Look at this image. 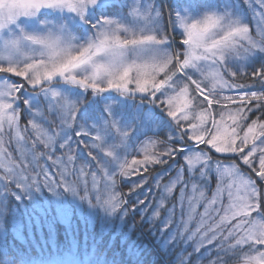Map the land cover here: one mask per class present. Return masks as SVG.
Segmentation results:
<instances>
[{
  "label": "snow or ice",
  "instance_id": "obj_1",
  "mask_svg": "<svg viewBox=\"0 0 264 264\" xmlns=\"http://www.w3.org/2000/svg\"><path fill=\"white\" fill-rule=\"evenodd\" d=\"M211 6L216 10L194 17L169 5V32L161 26L160 0H0V143L5 126L23 140L20 120L27 114L39 145L17 149L24 160L31 156L38 165L47 154L74 172L70 133L83 142L95 131L99 142L89 155L98 164L92 150L126 177L149 165L176 172L162 191L171 196L179 187V220L173 205L159 229L166 250L180 248L176 264H228L229 253L243 254L238 264H264V0ZM255 60L260 91H243L238 101L215 94L217 86L238 90L225 76L246 74ZM205 81L212 83L207 92ZM41 104L59 117V132L42 127ZM162 134V152L144 149L131 167L120 161L133 137L155 144L152 137ZM57 144L67 152L53 159ZM39 146L46 152L37 154ZM0 167L6 169L0 182L39 187L38 177L30 185L23 179L22 162ZM165 175L154 178L158 190Z\"/></svg>",
  "mask_w": 264,
  "mask_h": 264
},
{
  "label": "rangeland",
  "instance_id": "obj_2",
  "mask_svg": "<svg viewBox=\"0 0 264 264\" xmlns=\"http://www.w3.org/2000/svg\"><path fill=\"white\" fill-rule=\"evenodd\" d=\"M172 3L173 8H178L181 13L187 12L191 16H198L200 12L204 10L214 11L216 10L211 5L214 3V0H207L206 3H200L198 7L196 5H186L185 3H180L181 0H169ZM161 4L164 6V12L161 20V26L171 31V28H168V7L166 5L167 0H160ZM51 15V14H49ZM74 35H81V33L76 29L73 28ZM258 38V37H257ZM179 42V41H177ZM182 50V49H181ZM256 62L258 63L256 65ZM260 61L255 60L248 64L246 68L247 72H253L254 69L258 68ZM242 71L244 70V66L240 65ZM11 75V74H9ZM244 77V75H238L235 78L225 76V79L229 81V83H233L239 86L238 90H233L228 92L226 89H220L219 86L215 89V94L218 97H223L224 95H230L233 99L238 101L239 96L242 94L241 88L242 82H240V78ZM20 80L21 78H14ZM207 83L208 88L205 89L207 92L208 89H211L212 83L210 81H205ZM29 90H31L29 88ZM89 99H91V91L89 90ZM41 101L43 98H40ZM202 99V97H201ZM44 110V118L42 122V127L47 131L50 130V133L59 132L60 129V119L57 115L49 113L46 109V106L41 104L40 105ZM218 118V117H217ZM29 117L27 114H24L20 120V135L23 136L22 141H18L16 138L15 132L9 134L7 132V126H5V134L2 137V143H0V165H9L13 163H23L24 167L27 169L25 173L22 174L23 179L27 180V183L30 185L33 183L36 177L39 178V187L35 188H28L27 185L21 183L19 187H17L16 182L13 180L10 183L12 186L9 188L6 184L7 181L0 182V201L6 198L11 197L13 201L18 204L20 208V213L23 214L22 217L26 222L30 220L29 216H32L30 213L29 215L26 214V211H29V207L33 208L35 211H40L44 213L45 207L49 202L55 204V208L58 211V215L61 220L66 221V219L71 215V212L75 213L77 217H82L83 215H87L91 218H94L95 209L101 211V219L105 220L108 217L113 216L114 211L111 207H109L108 202L111 201L115 203L116 199V191L113 188V174L115 172H119V165L115 163H108L111 158L106 157L103 152L92 150V155L96 156L100 164L97 163V160L92 159V156L89 155L90 145L92 143H98L99 141H95V131L90 136L83 137V142L81 138L75 136V132L72 131L70 135L72 136V145L71 149L75 156V171H72L73 166L68 165V169L65 170L60 165H54L52 160L48 159V155L45 156L39 161L37 165L35 162L31 160V156L28 157V160H24L21 151L17 149H22L23 146L26 144L28 148H31L33 144L39 145V141L36 139L37 133L33 132L31 126L27 123ZM254 119V118H252ZM39 122V121H38ZM251 121H249L250 123ZM91 123V121L89 122ZM243 135V133H241ZM152 140L156 141L155 144H151L147 142L146 137H142L140 141H136L135 137H133L130 145L126 149L125 152L121 153L120 161L123 162L124 160H128V166H132L133 160H142L144 158V149H147L150 153H159L164 150V145H159L158 141L155 137H152ZM205 147V146H201ZM46 152L42 146L37 148V154L39 152ZM67 152V149L60 150L59 145H56V148L53 150V159L56 157H60ZM7 155V159L5 156ZM66 160V156H65ZM173 168L178 169L180 164L177 163L172 165ZM141 166L138 169H142ZM164 172L166 175L164 180L161 182V189L158 191L156 202L151 209V214L155 215L160 209H163L164 218L163 222L167 221L170 217V209L173 205H176V215L173 217L174 220H179V205L177 204V198L180 195L179 187L174 189L173 194L170 196L162 191L164 185H168L171 183V180L175 178L176 172L175 171H167V166H164ZM6 169L4 167H0V177L5 175ZM61 171H66L65 177L62 178ZM48 173L47 177L45 178L44 173ZM46 185H50L46 186ZM215 188V181L212 182V189ZM94 197L93 203L96 202L95 207L91 204V201L86 198L87 192ZM207 196H211V192L207 189L204 190ZM189 195H191V189L189 186ZM47 195H51V200L47 198ZM115 198V199H114ZM161 201H163V206L161 207ZM83 203L85 204L84 208H82ZM195 203V201H194ZM16 204L13 206L16 208ZM185 205H187V200L185 199ZM48 207V206H47ZM14 208V209H15ZM1 210V209H0ZM198 211L202 212L203 208L198 207ZM30 212V211H29ZM46 213V212H45ZM84 213V214H83ZM3 212L0 214V221H2ZM21 222L16 223V234L21 241H25L24 237V230L21 229L20 224ZM19 225V226H18ZM45 225H48L45 223ZM174 229L176 225L173 224ZM39 228V227H38ZM48 228V227H46ZM48 234H50V229H45ZM173 230V228L171 229ZM3 231V230H2ZM29 237L32 243V247L34 250L38 251L39 254H43L42 257L37 259L30 260L28 263L23 262V264H88L87 257L88 253L84 252L83 250L81 253L76 251L75 244L73 243L69 249L61 250L60 254H48L47 246L44 243V238L40 235V240L36 237H33L31 231H29ZM1 233V228H0ZM52 234H50L49 240L52 238ZM2 239V238H0ZM50 248L54 251L55 244L51 241L49 242ZM27 248H29L27 246ZM1 250V259L2 261L11 263V258L3 255L5 249L3 245L0 244ZM180 252V251H179ZM47 254V255H46ZM46 255V256H45ZM228 264H238V260H243V254H239V256H232L229 253ZM17 264V263H16ZM203 264H208V261L205 260Z\"/></svg>",
  "mask_w": 264,
  "mask_h": 264
},
{
  "label": "trees",
  "instance_id": "obj_3",
  "mask_svg": "<svg viewBox=\"0 0 264 264\" xmlns=\"http://www.w3.org/2000/svg\"><path fill=\"white\" fill-rule=\"evenodd\" d=\"M201 2L206 3L207 0L180 1V3L196 5V7ZM166 5L167 7L172 6V3L167 0ZM239 80L242 82V91L261 90L259 79L253 77L252 72H247ZM257 116L259 113H255L252 118L256 119ZM164 135L166 134L155 137L161 146L164 145L160 142ZM148 167V171L144 168L134 170L127 177L120 174V169L119 172L113 174V188L116 191L115 203L118 207L115 208L113 216L105 220L101 219V211L95 209L94 218L87 215L77 217L71 212L66 221H63L58 215L54 202H49L48 207L44 208V213L37 212L36 208L34 211L29 207L30 212L26 211V214L31 213L32 216H29L30 220L26 222L20 217L23 214H19L21 210L11 197L1 200L0 214L3 212V215L0 221V238H2L0 244L5 249L3 255L11 258V263L2 261L0 250V264H23V262L28 263L30 260L42 257L43 254H39L32 247L28 230L38 240H40V235L43 236L47 252L51 255L60 254L61 250L69 249L74 243L77 252L81 253L83 250L88 253V264H176L180 248L174 251L166 250L160 239L159 229L164 224L163 209L158 211L159 215L151 214L159 191L155 186L154 178L164 172V166L149 165ZM142 179L146 180L143 185L140 184ZM163 180L164 178L161 182ZM6 184L9 188L12 186L8 181ZM89 193L88 191L86 198L95 207L94 197ZM47 198L51 200L52 197L47 195ZM140 201L144 203L141 204ZM15 204L16 208L13 207ZM84 206L83 203L82 208ZM17 222H21L19 225L24 230L22 235L24 242L15 232ZM47 222L48 225H45ZM45 229H50L51 240H49L50 234ZM173 230H175L174 227ZM167 237L168 233H165L164 239ZM51 241L55 244L54 251L50 248L49 242Z\"/></svg>",
  "mask_w": 264,
  "mask_h": 264
}]
</instances>
